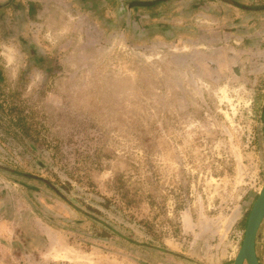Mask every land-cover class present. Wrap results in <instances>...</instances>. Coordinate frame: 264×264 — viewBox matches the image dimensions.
I'll use <instances>...</instances> for the list:
<instances>
[{"label":"rangeland","instance_id":"374dc122","mask_svg":"<svg viewBox=\"0 0 264 264\" xmlns=\"http://www.w3.org/2000/svg\"><path fill=\"white\" fill-rule=\"evenodd\" d=\"M263 178L264 0H0V264H231Z\"/></svg>","mask_w":264,"mask_h":264},{"label":"water","instance_id":"95a60500","mask_svg":"<svg viewBox=\"0 0 264 264\" xmlns=\"http://www.w3.org/2000/svg\"><path fill=\"white\" fill-rule=\"evenodd\" d=\"M154 1H134L133 5L150 6ZM264 218V178L246 219L243 238L231 264H259L256 254L257 232Z\"/></svg>","mask_w":264,"mask_h":264},{"label":"trees","instance_id":"16d2710c","mask_svg":"<svg viewBox=\"0 0 264 264\" xmlns=\"http://www.w3.org/2000/svg\"><path fill=\"white\" fill-rule=\"evenodd\" d=\"M237 6H240V7H243L242 5H237ZM70 186V185H69ZM49 187L52 189V190H54L60 197H62V198H64L65 200H66V197L62 194V193H60V191L57 189V188H55L53 185H49ZM65 187H68V186H60L59 188L61 189V190H63L64 191V189H65ZM66 190V189H65ZM257 197V196H256ZM108 201H105V203L104 204H106ZM87 208L89 209V210H94V211H96V212H98V210L97 209H94L93 207H91V206H89V205H87ZM249 212V211H248ZM247 215H248V213H247ZM256 254H257V257H258V260L260 259V256H261V254L259 253V251L258 250H256ZM262 254H264V251L262 252Z\"/></svg>","mask_w":264,"mask_h":264},{"label":"crops","instance_id":"0c3cea01","mask_svg":"<svg viewBox=\"0 0 264 264\" xmlns=\"http://www.w3.org/2000/svg\"><path fill=\"white\" fill-rule=\"evenodd\" d=\"M262 227V231L260 234V237L262 240H264V218L261 222L260 228ZM262 259L264 260V254H261L260 259H259V264H264V261H262Z\"/></svg>","mask_w":264,"mask_h":264}]
</instances>
